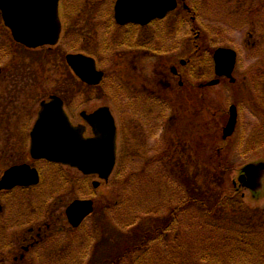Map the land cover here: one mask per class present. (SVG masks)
I'll return each instance as SVG.
<instances>
[{
    "label": "flooded vegetation",
    "instance_id": "flooded-vegetation-1",
    "mask_svg": "<svg viewBox=\"0 0 264 264\" xmlns=\"http://www.w3.org/2000/svg\"><path fill=\"white\" fill-rule=\"evenodd\" d=\"M195 1L176 0V6L172 10L145 23L125 20L128 11H121L118 19L117 0L109 3L92 0L90 7L86 4L76 13L78 22L89 16L87 11H92L93 7L105 12L95 22H91V13L89 25L81 30L77 22L73 21L74 13L69 11L71 5L60 0L59 40L63 42H58L69 50L61 51L64 57L59 71L63 74V67L68 69L65 80L69 83L66 85V81H61L58 88L60 90L42 99L39 107L32 108L19 100L22 93L27 94V84L20 82L24 77H16V72L11 74L13 67L4 69L5 65L0 66V124L5 122L0 126V145L4 146H0V183L7 171L14 167L30 166L39 174L37 184H24L29 177L25 173H18L0 188V219L7 223L0 227V264H29L27 255L44 245L49 237L78 229L71 226L66 214L70 203H66L64 209L58 208L63 207V198L53 199L50 207L46 204V208L42 206L41 200L38 205H33L32 192L39 189L46 196L53 197L55 185L68 186L71 191H78L80 181L83 180L86 187L91 186V181L92 193L95 194L103 185L112 182L113 174L109 180H102L98 175L84 174L70 164L32 156L31 133L42 103L50 101L51 96H58L62 100L74 137L83 143L84 148L92 147L87 150L92 159L96 160V153L100 154L98 158L102 157L103 160L100 163L108 160L106 139L102 135L106 133L105 121L113 118L116 128L115 165H121V177L126 178L128 165H171V154L176 147L170 146L169 139L166 138L169 136L168 130L175 125L173 120L176 104L183 107L186 125L191 128L195 118L205 116L211 109L208 98V87H212L210 82L217 80L218 84H228L239 101L234 99L233 102L237 111L235 129L226 138L223 137V128L229 119V111H222L224 118L218 133L221 144L217 148L221 158L220 165H234L236 177L233 176L231 183L236 200L247 199L245 189L250 190L253 197L260 193L264 184V170L246 173L244 166H235L264 165V159L241 163L248 158L244 156L255 153L257 148L264 151V66L240 67L241 48L246 47L250 51L259 42V39L257 43L255 40V23L249 18V39L245 42L238 40V49L222 45L217 47L231 48L237 53L231 76L218 77L213 58L217 48L213 49L209 45L199 22L202 12L197 4H193ZM256 4L264 5V2H255L251 10L257 8ZM16 43L27 50L35 49ZM52 46L36 48L48 49ZM68 54H82L93 59L97 71L103 73L100 82L91 84L79 77L67 62ZM118 78L121 80H117ZM118 81H121L118 89L122 94L116 95L112 93V89ZM76 95L80 97L75 98ZM24 97L29 99L30 96ZM23 105H26L25 113L19 121L18 115ZM166 109H170V113L165 114ZM19 124L25 125L22 131L25 140L19 143L21 145L12 142L16 131L20 129ZM231 139L234 144L228 146ZM190 146L191 141L186 142L183 147L188 150ZM99 179L100 186L95 188L94 182ZM11 184L13 186H9ZM47 208H50V212ZM164 222L170 223L171 220ZM145 244L144 240L142 245ZM144 260L145 258L142 259Z\"/></svg>",
    "mask_w": 264,
    "mask_h": 264
},
{
    "label": "rangeland",
    "instance_id": "rangeland-1",
    "mask_svg": "<svg viewBox=\"0 0 264 264\" xmlns=\"http://www.w3.org/2000/svg\"><path fill=\"white\" fill-rule=\"evenodd\" d=\"M62 1L71 5L69 11L74 13L73 21L77 22L81 30L89 25L88 18L91 13V22H95L100 20L99 16L105 12V10L101 11V8L93 7L92 11H87L90 15L85 16L82 22H78L75 18L76 13L86 4L90 7L92 0ZM105 1L112 2V0H103ZM255 2L261 3L264 0H196L193 3L200 7L202 13L199 22L213 49L221 45L237 48L238 40H243V42L248 40V22L249 18H252V22L255 23V40L257 43L259 39V42L250 51L246 47L241 48L240 67L264 66V5L256 4L257 8L253 11L251 8L254 7ZM58 43L48 49L39 47L27 50L23 48L12 39L10 30L3 23L0 11V66L5 65L4 69L13 67L11 74L16 72V77H24L20 82L27 84V94L22 93L19 100H23L32 108L39 107L42 99L56 90L59 91L61 81H66V85L69 83L65 80L68 69L63 67V74L59 71L64 57L61 51L67 52L69 49ZM119 84L121 81L113 85V94H122V91L118 89ZM1 87L3 88L2 85ZM208 88L211 109L205 116L195 118L191 128L186 125L183 107L176 104L173 120L175 125L174 128L168 130L169 136L166 138L169 139L170 146L176 147L174 152L171 151L173 152L170 159L171 165H128L126 178L121 177V170L118 166L112 182L103 186L101 184L102 187L96 190L95 194L92 193L91 181L89 182L91 186L87 188L83 180L80 181L81 187L78 191H71L68 186L55 185L52 192L53 197L46 196L39 189L35 190V193L32 192L34 194L33 205H38L41 200L44 208L50 207L53 199L59 198L64 200L63 207L60 206L59 209H64L66 203L68 205L77 197L95 199L96 202L94 213L84 223L82 222L78 229L54 234L44 245L33 249L27 255L29 264H61L62 260L64 264H137V259L140 264L141 262L150 264L155 260L159 261V257L152 254L153 250L158 249L160 253H167L171 246L178 243L173 244L175 241L181 242L173 249L172 252L178 253L172 257L170 264H198V262L199 264H213L212 261L208 262L209 260L206 259L207 252L210 250L209 242L221 229L217 228L212 231L207 227L206 210L209 203L206 201L213 199L212 194L215 192L218 199L221 198L223 192H234L231 183L233 173L230 175V182L228 181L226 185L222 184L223 180H227L225 175L229 165H220L221 158L217 148L221 144L218 133L224 118L222 111L227 110L228 112L234 99L239 101V98L236 93H233L230 85L225 83ZM24 95H29V99ZM78 97L80 96L76 95L75 98ZM25 108L26 105L21 107L18 115L19 121L23 118ZM165 111V114L170 113V109ZM3 124L5 122H2L0 126ZM24 126L19 124L20 129L16 131L12 142L15 141L21 145L19 143L25 140L22 136ZM172 131L174 132L171 133ZM189 141H191V146L186 150L183 146ZM233 144L234 140L231 139L227 145L233 146ZM257 149L255 153L244 156L248 158L243 159L241 163L264 159V151ZM224 166L227 168L226 171ZM220 169L222 172H218ZM245 192L247 199L243 200L242 207L236 206L228 210L226 214H230L233 218L238 216L241 230L245 229L250 234L254 230L258 235L257 240L264 245V184L256 197H253L248 189H245ZM198 194L204 200L197 197ZM177 206L180 210L175 220L171 208ZM47 209L50 212V208ZM165 215L174 216V221L166 223L161 220V216L165 218ZM223 217L225 218V214ZM6 224L4 219H0V227ZM217 225L219 227L220 224ZM176 226H178L179 233ZM159 229V233L152 232ZM144 240L146 244L142 245ZM156 252L157 250L154 254ZM144 257L146 260L142 261ZM236 258L241 264L240 259ZM241 260L242 264H250L244 258Z\"/></svg>",
    "mask_w": 264,
    "mask_h": 264
},
{
    "label": "water",
    "instance_id": "water-1",
    "mask_svg": "<svg viewBox=\"0 0 264 264\" xmlns=\"http://www.w3.org/2000/svg\"><path fill=\"white\" fill-rule=\"evenodd\" d=\"M175 6L176 0H117L116 17L120 19V12L128 11L125 20L146 23L157 16L162 17ZM0 9L5 25L17 42L31 48L58 42L61 32L59 0H0ZM214 60L218 76H231L236 62L235 51L219 48L215 51ZM67 62L76 74L88 83L97 84L102 79L103 73L97 71L95 61L91 58L82 54H68ZM216 83L217 80L210 84ZM236 121L237 111L232 105L229 120L224 128V138L232 135ZM105 124L106 133H103L102 138L106 139L108 160L100 163L103 161L102 157L98 158L101 155L96 153V160L92 159L87 151L92 147L84 148L83 143L74 137L62 100L58 96H51L50 101L42 103L38 120L31 133V154L34 158L70 164L84 174H98L100 178L108 179L115 166L116 128L113 118L106 120ZM260 170H264V165H246L244 168L246 173ZM18 173H25L29 177L24 182L26 185L39 182L35 168L19 166L7 171L0 188ZM98 184L99 182H94L95 187ZM93 204L91 199H77L72 202L66 210L69 222L74 227L79 226L93 212Z\"/></svg>",
    "mask_w": 264,
    "mask_h": 264
},
{
    "label": "trees",
    "instance_id": "trees-1",
    "mask_svg": "<svg viewBox=\"0 0 264 264\" xmlns=\"http://www.w3.org/2000/svg\"><path fill=\"white\" fill-rule=\"evenodd\" d=\"M233 167L234 165H229L228 171H226L227 168L224 166V170L227 172V174L225 175V177H227V180L226 179L223 180L222 184L226 185L228 181L230 182L229 178L233 172L232 169ZM120 170H121V165H120ZM218 172H222V170L220 169ZM200 194H198L197 197L202 199V196ZM234 194L235 192L233 193L223 192L221 193V196L224 195L226 197H221L220 199H218L217 194L215 192L212 194V196L214 197L213 199H208L207 201L205 200L206 202L209 203L208 209L206 210L207 211L206 218L208 223L207 227L210 228L212 231H214L217 228L223 230L222 232L221 230H219L218 233H216V235L213 236L212 241L209 242L210 250H208L207 248L208 255L206 256V259L209 260L208 262L212 261L213 264H219V263L240 264V262L236 258L238 257V259H240L241 261V264L243 262L241 260L242 258L246 259V261H249L250 264H264V245L257 240L256 238L258 236L257 233L254 230L252 234L247 233L245 229L241 230L238 216L233 218L230 214H226L228 213V210H232L233 208H236V206L242 207L243 205V200L241 198H239V200H236V198L233 196ZM171 210H172L171 213L174 214L176 217L177 214H179L180 208L179 206L172 207ZM224 214H225V218L223 217ZM165 216H166L165 218L161 216V220L167 221L170 219L171 221H174L173 216H169V215L168 216L165 215ZM216 222H218L217 224H220L219 227H217L218 225L216 224ZM241 224L243 225V223ZM176 229L177 232L179 233L178 226H176ZM152 232L159 233L160 229L157 231L154 230ZM180 242L181 241L173 242V244L174 243L176 244L171 246L167 253L164 252L160 253L158 249H156L157 250L156 254H154L156 250L153 251L151 250L152 254L156 257H159V261H161V263L159 264H170L172 257L176 256L178 253L172 251L173 249L176 248V245L179 246ZM154 246L155 245H153V247ZM75 261L78 262L77 260ZM157 261L158 260H155L153 263L150 264H158ZM199 263L200 262H198V264ZM141 264L143 263L141 262Z\"/></svg>",
    "mask_w": 264,
    "mask_h": 264
},
{
    "label": "bare ground",
    "instance_id": "bare-ground-1",
    "mask_svg": "<svg viewBox=\"0 0 264 264\" xmlns=\"http://www.w3.org/2000/svg\"><path fill=\"white\" fill-rule=\"evenodd\" d=\"M37 172H38V171H37ZM256 173H257V172H256ZM38 175H39V174H38ZM233 176H235V175H234V172H233Z\"/></svg>",
    "mask_w": 264,
    "mask_h": 264
}]
</instances>
